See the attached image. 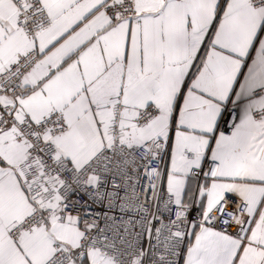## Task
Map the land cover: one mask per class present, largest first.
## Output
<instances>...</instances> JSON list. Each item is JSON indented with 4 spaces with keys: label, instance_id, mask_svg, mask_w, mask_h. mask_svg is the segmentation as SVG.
<instances>
[{
    "label": "snow or ice",
    "instance_id": "snow-or-ice-1",
    "mask_svg": "<svg viewBox=\"0 0 264 264\" xmlns=\"http://www.w3.org/2000/svg\"><path fill=\"white\" fill-rule=\"evenodd\" d=\"M0 264H264V0H0Z\"/></svg>",
    "mask_w": 264,
    "mask_h": 264
}]
</instances>
